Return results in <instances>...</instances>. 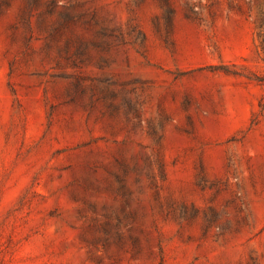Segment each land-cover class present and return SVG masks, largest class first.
<instances>
[{"label":"rangeland","instance_id":"rangeland-1","mask_svg":"<svg viewBox=\"0 0 264 264\" xmlns=\"http://www.w3.org/2000/svg\"><path fill=\"white\" fill-rule=\"evenodd\" d=\"M264 0H0V264H264Z\"/></svg>","mask_w":264,"mask_h":264},{"label":"trees","instance_id":"trees-1","mask_svg":"<svg viewBox=\"0 0 264 264\" xmlns=\"http://www.w3.org/2000/svg\"><path fill=\"white\" fill-rule=\"evenodd\" d=\"M258 26H259V31H258L259 43H258V47L260 49V53H261L262 57L264 58V10L261 11Z\"/></svg>","mask_w":264,"mask_h":264}]
</instances>
